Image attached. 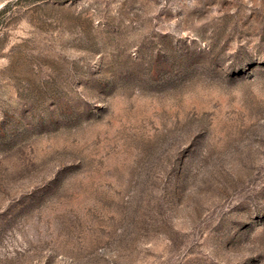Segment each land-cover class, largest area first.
Returning <instances> with one entry per match:
<instances>
[{
  "label": "rangeland",
  "instance_id": "rangeland-1",
  "mask_svg": "<svg viewBox=\"0 0 264 264\" xmlns=\"http://www.w3.org/2000/svg\"><path fill=\"white\" fill-rule=\"evenodd\" d=\"M0 264H264V0H0Z\"/></svg>",
  "mask_w": 264,
  "mask_h": 264
}]
</instances>
